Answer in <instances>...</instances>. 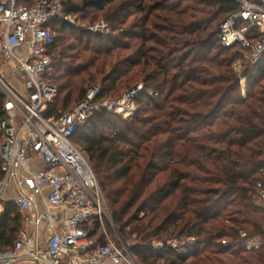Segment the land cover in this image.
Segmentation results:
<instances>
[{
  "label": "trees",
  "instance_id": "16d2710c",
  "mask_svg": "<svg viewBox=\"0 0 264 264\" xmlns=\"http://www.w3.org/2000/svg\"><path fill=\"white\" fill-rule=\"evenodd\" d=\"M240 9L235 0H67L65 13L110 30L64 18L49 25L58 96L48 115L72 110L93 85L99 102L143 85L134 115L98 110L72 138L120 234H136L139 264H264V54L252 67L218 38ZM2 163L0 137V179ZM21 217L14 205L0 216V251L14 244ZM255 237L261 245L250 250Z\"/></svg>",
  "mask_w": 264,
  "mask_h": 264
},
{
  "label": "built area",
  "instance_id": "2783aa9c",
  "mask_svg": "<svg viewBox=\"0 0 264 264\" xmlns=\"http://www.w3.org/2000/svg\"><path fill=\"white\" fill-rule=\"evenodd\" d=\"M235 1L241 9L222 23L218 38L224 47L237 46L243 58L258 67L264 54V0ZM66 2L0 0V91L8 116L0 120V216L5 212L3 195L12 189L18 192L14 203L23 214V227L14 244L0 251V264H139L115 229L87 154L72 138L98 110L125 118L134 115L135 97L143 85L119 99L100 102L101 89L93 85L72 110L47 114L58 96L48 79L55 42L50 23L64 18L92 32L110 29L106 21L80 24L65 13ZM241 82L244 86L246 78ZM39 160L44 168L34 169ZM258 199L264 203L263 189ZM29 226L44 227V247ZM260 245L249 243L248 249Z\"/></svg>",
  "mask_w": 264,
  "mask_h": 264
},
{
  "label": "rangeland",
  "instance_id": "374dc122",
  "mask_svg": "<svg viewBox=\"0 0 264 264\" xmlns=\"http://www.w3.org/2000/svg\"><path fill=\"white\" fill-rule=\"evenodd\" d=\"M73 18H76V16H73ZM77 21H78L80 24H82V25H83V24L85 25V24H88V23H100V22H103L102 20L92 21V19H83V18H78ZM109 27H110V25H109ZM84 29H85V28H84ZM109 30H110V29H109ZM109 30H108V31H109ZM108 31H105V32H108ZM241 63H242V62L239 61V62L236 64L238 70H242V64H241ZM123 91H124V90H123ZM12 114H14V113H12ZM8 120H9V122L11 123L12 119L9 118ZM76 142H77L76 144L79 146V148H81L83 151H85L84 148L82 147V145H81L80 143H78V141H76ZM85 152H86V151H85ZM98 181H99V180H98ZM102 192H103V190H102ZM103 196H104V203H105L106 207L109 209V211H110V213H111V215H112V219H113V223H114L115 229H116V231L120 234V232H119V230H118V228H117V226H116V224H115L114 218H113V212H114L113 205H112V203L108 200V198L106 197V195H105L104 192H103ZM257 201H258V203L263 207L264 203H263L260 199H258V198H257ZM108 229H109V231L115 236L116 231L112 228L111 225H110V227L108 226ZM120 236H121L122 240H123L127 245H129V248L137 243V241H136V234H135V235H132V237H130V238L127 239L126 241L124 240V238L122 237L121 234H120ZM252 241H253V242H252ZM258 242H259V243L261 242L259 237L251 238V239L249 240V243H253L254 245H258ZM172 243H178V242H177L176 240H173ZM249 243H248V244H249ZM160 245H161L160 247L163 246V244H160ZM257 247L259 248V246H257ZM258 248H251L250 250H255V249H258ZM130 251H131V248H130ZM131 252H132V251H131ZM132 254H133V253H132Z\"/></svg>",
  "mask_w": 264,
  "mask_h": 264
},
{
  "label": "crops",
  "instance_id": "0c3cea01",
  "mask_svg": "<svg viewBox=\"0 0 264 264\" xmlns=\"http://www.w3.org/2000/svg\"><path fill=\"white\" fill-rule=\"evenodd\" d=\"M32 167L34 169H38V170L43 169L44 168V165H43L42 160H39V161L35 162L32 165ZM17 193H18L17 190H13L12 189V190L7 191L3 195L2 202H3V205L5 207V210H6L7 206H10V205L16 206L15 203H14V199L17 197ZM38 202H39V205L42 207L43 205H42V202H41V199L40 198H38ZM16 208H17V206H16ZM21 215H22V217H21V224H22L21 229H22V227H23V214L21 213ZM28 230L31 231V232L34 231V232H36L40 236V238H41V243L40 244H41L42 247H44L46 245L45 242H44V240L42 239L44 237L45 233H46L43 226L39 227V229L38 228H33L32 226H29L28 227ZM16 264H35V263H33L32 261L23 260V261H19Z\"/></svg>",
  "mask_w": 264,
  "mask_h": 264
}]
</instances>
